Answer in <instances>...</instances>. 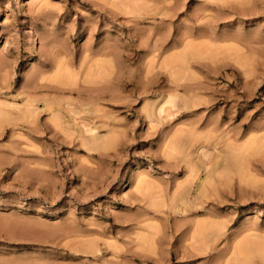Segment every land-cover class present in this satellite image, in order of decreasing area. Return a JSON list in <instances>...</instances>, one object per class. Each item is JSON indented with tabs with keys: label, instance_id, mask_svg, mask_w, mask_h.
<instances>
[{
	"label": "rangeland",
	"instance_id": "rangeland-1",
	"mask_svg": "<svg viewBox=\"0 0 264 264\" xmlns=\"http://www.w3.org/2000/svg\"><path fill=\"white\" fill-rule=\"evenodd\" d=\"M0 264H264V0H0Z\"/></svg>",
	"mask_w": 264,
	"mask_h": 264
},
{
	"label": "bare ground",
	"instance_id": "bare-ground-1",
	"mask_svg": "<svg viewBox=\"0 0 264 264\" xmlns=\"http://www.w3.org/2000/svg\"><path fill=\"white\" fill-rule=\"evenodd\" d=\"M228 167V166H227Z\"/></svg>",
	"mask_w": 264,
	"mask_h": 264
}]
</instances>
